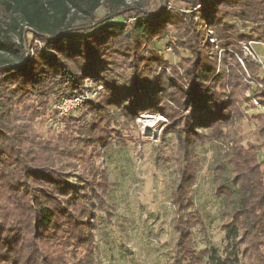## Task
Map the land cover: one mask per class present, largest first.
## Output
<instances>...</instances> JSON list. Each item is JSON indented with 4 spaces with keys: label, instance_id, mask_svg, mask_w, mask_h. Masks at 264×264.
<instances>
[{
    "label": "trees",
    "instance_id": "trees-1",
    "mask_svg": "<svg viewBox=\"0 0 264 264\" xmlns=\"http://www.w3.org/2000/svg\"><path fill=\"white\" fill-rule=\"evenodd\" d=\"M129 1L0 0V264H95L96 231L116 214V183L97 162L145 114L164 116L162 138L178 147L173 264H264V158L233 139L219 148L242 107H264V62L242 47L264 44V0H184L186 12L172 0L157 12ZM162 44L175 62L159 54ZM91 91L58 133L3 122L12 105L51 120L61 98ZM257 140L264 148V125ZM206 145L223 237L220 249L197 250L196 149Z\"/></svg>",
    "mask_w": 264,
    "mask_h": 264
},
{
    "label": "rangeland",
    "instance_id": "rangeland-1",
    "mask_svg": "<svg viewBox=\"0 0 264 264\" xmlns=\"http://www.w3.org/2000/svg\"><path fill=\"white\" fill-rule=\"evenodd\" d=\"M135 3L149 12H157L161 7V0H138ZM186 5L184 0H172L169 3L170 8L183 12L188 9ZM105 12L104 8H99L94 18L102 17ZM131 16L126 15L125 18ZM27 38L30 40V35ZM157 47L159 54L175 62V56L169 48L164 44ZM253 47L264 62V48L261 45ZM217 55L220 56V53ZM262 72L264 74V68ZM246 75V84L254 87ZM26 108L12 105L10 109L13 111L2 116L3 122L17 133L46 135L60 132L63 120L57 117V111L53 119L49 120L48 115L44 119L27 112ZM241 115H244V119L237 121L230 130L224 129L225 134L229 132L231 139L220 143L219 148L221 151L230 148L234 140L257 151L261 162L264 148L257 140V131L264 125V112L249 103V106L242 107ZM166 125L168 120L161 114L139 116L124 132L129 138L121 139V145L115 146L108 158L97 162L101 169L107 170L110 182L116 183L110 195L116 214L110 224L96 231L98 255L95 264H173L177 236L172 190L179 176V153L173 135L162 138ZM196 154L202 168L198 173L193 196L195 211L205 228L201 230L196 227L191 231L194 245L197 250L209 245L220 249L223 235L219 221L220 208L214 198V149L206 145L197 148ZM261 168L264 170V162Z\"/></svg>",
    "mask_w": 264,
    "mask_h": 264
},
{
    "label": "built area",
    "instance_id": "built-area-1",
    "mask_svg": "<svg viewBox=\"0 0 264 264\" xmlns=\"http://www.w3.org/2000/svg\"><path fill=\"white\" fill-rule=\"evenodd\" d=\"M264 48V44H260ZM244 55H249L250 58L254 61H257L259 64H263V61L260 56L256 55L253 50V43L249 42L247 45H243ZM238 61L243 65L242 59ZM264 68V67H263ZM96 96V91L84 92L82 94L73 95L71 97H63L56 104L57 117L62 120L68 117L70 114L74 113L86 99L94 98ZM253 106L258 110L264 112V107H262L256 100H253Z\"/></svg>",
    "mask_w": 264,
    "mask_h": 264
}]
</instances>
